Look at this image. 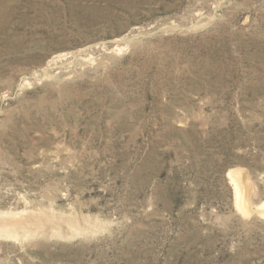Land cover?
I'll use <instances>...</instances> for the list:
<instances>
[{
    "label": "rangeland",
    "instance_id": "1",
    "mask_svg": "<svg viewBox=\"0 0 264 264\" xmlns=\"http://www.w3.org/2000/svg\"><path fill=\"white\" fill-rule=\"evenodd\" d=\"M263 204L264 0H0V264H264Z\"/></svg>",
    "mask_w": 264,
    "mask_h": 264
},
{
    "label": "bare ground",
    "instance_id": "2",
    "mask_svg": "<svg viewBox=\"0 0 264 264\" xmlns=\"http://www.w3.org/2000/svg\"><path fill=\"white\" fill-rule=\"evenodd\" d=\"M261 208H264V204L261 206ZM18 218V217H17Z\"/></svg>",
    "mask_w": 264,
    "mask_h": 264
}]
</instances>
